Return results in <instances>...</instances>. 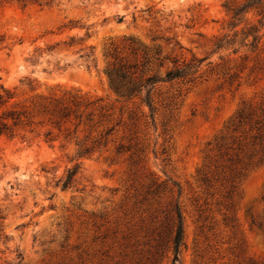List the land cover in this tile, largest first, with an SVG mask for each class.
<instances>
[{
	"label": "rangeland",
	"instance_id": "374dc122",
	"mask_svg": "<svg viewBox=\"0 0 264 264\" xmlns=\"http://www.w3.org/2000/svg\"><path fill=\"white\" fill-rule=\"evenodd\" d=\"M228 1L246 0H4L0 85L33 126L0 140V264H173L178 211L177 264H264V27L229 28ZM116 62L161 81L153 111L112 88ZM69 93L105 111L67 138Z\"/></svg>",
	"mask_w": 264,
	"mask_h": 264
},
{
	"label": "trees",
	"instance_id": "16d2710c",
	"mask_svg": "<svg viewBox=\"0 0 264 264\" xmlns=\"http://www.w3.org/2000/svg\"><path fill=\"white\" fill-rule=\"evenodd\" d=\"M27 1V0H20ZM4 0H0V8L4 5ZM226 9L232 16V22L229 28L235 30L241 24L246 22V16L251 12H257L262 19L259 21L260 27H264V0H246L244 3H238L234 1H228ZM245 36L244 42L253 38L252 45L254 46L259 40V27H252L248 31L243 33ZM75 41V38H71V43ZM132 41V40H130ZM132 43H134L132 41ZM225 39L221 40L218 47L223 48ZM227 44H231L227 42ZM133 52H136V48H132ZM118 61V60H117ZM202 60H194L192 63L186 65L184 68H178L177 70L170 71L165 77V82H171L179 79H184L192 75L193 70L199 69ZM138 65H131L130 63L116 62L112 65L111 72L109 73L111 86L116 93L122 96H129V98H138L143 95L147 90V99L144 101L151 109L154 110L153 103L151 101V93L153 87L161 82L156 76H152L145 81L136 77ZM152 87L151 91L148 88ZM99 101H92L87 96H81L77 94H66L61 99L53 101L52 115L54 122L52 123L55 128L61 130L65 129L70 137L71 126H76L78 129L83 124V119L86 118L88 122H93L94 112H104L105 107H97ZM86 114L87 112H89ZM86 114V115H85ZM30 110L24 106L18 100V96L15 90L0 85V140L3 138L14 139L19 134L33 126ZM78 123L77 125H75ZM70 133V134H69ZM51 136V133L48 135ZM101 141H97L98 145H102ZM90 149L86 151L90 153ZM80 167L77 166L74 169L68 171L65 178L59 180V184H63V188H70L76 176L79 174ZM185 231L183 225V215L181 211H178V227L175 232L173 241L174 261L173 264H177L179 261L181 250L184 245Z\"/></svg>",
	"mask_w": 264,
	"mask_h": 264
}]
</instances>
